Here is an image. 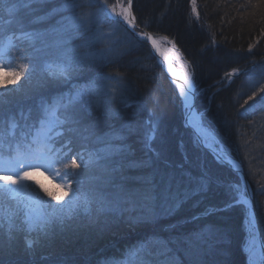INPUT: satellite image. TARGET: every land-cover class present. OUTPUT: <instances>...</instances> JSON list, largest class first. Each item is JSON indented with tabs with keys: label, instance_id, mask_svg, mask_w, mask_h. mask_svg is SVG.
<instances>
[{
	"label": "trees",
	"instance_id": "obj_1",
	"mask_svg": "<svg viewBox=\"0 0 264 264\" xmlns=\"http://www.w3.org/2000/svg\"><path fill=\"white\" fill-rule=\"evenodd\" d=\"M22 3L27 7L20 6L21 0H7L6 5L0 7V41L8 35L13 36V49L10 53L12 67L24 70L31 60L35 73L41 71V60L45 53H37L35 48L40 45L34 47L25 33H51L53 29H62L63 24L69 23V18L89 16L93 11L99 14L102 9L101 0H22ZM70 3L79 7L73 9L65 6ZM13 4L17 8L10 15L6 7ZM133 11L141 28L157 37L172 40L183 59L188 62L196 84V108L202 115L204 125L208 129L215 126L222 144L242 161L252 186L264 238V103H254L262 95L260 89L264 88V58H261L264 56V0H133ZM88 18H92V15ZM102 20L105 21L106 17H102ZM59 21H63V24H58ZM113 25V32H116L114 44L100 39L106 36L95 29L98 42L90 49H81L99 52L110 48L108 59L93 65L92 72L95 77L108 75L117 78L89 85L103 93L106 84L111 95L105 97L97 93L94 96L99 106V126L78 133V137L87 138L75 139L71 147H62L58 140L62 131L60 125L64 120L61 109L66 96L56 97L59 98V104L50 138L58 142L52 146L56 147L57 153L67 155L71 152L78 156L80 168L74 171L81 175L76 179H61L64 168L59 164L55 166L57 173L45 168L41 174L46 178L48 172V177L53 180L50 183L60 187L53 188L59 194L67 192L69 196H72L73 189L77 187L76 180L79 179L81 184L77 195L82 203L88 193L99 189L102 181L111 175L105 159L84 166L83 162L104 156L99 150L106 145L97 143V138L110 139L106 134L126 135V132L116 130L121 129L122 125H130L136 131L127 140L111 141L116 145L131 144L135 150L130 159L125 161L121 174L127 177H147L153 168L158 167L166 173L174 172L180 183L177 185L173 181L172 189L165 198L163 185L149 192L150 185L140 180L122 181L134 201L122 205L124 210L102 212L97 217V224H89L83 207L75 206L76 212L73 213H78L77 220L84 225L78 231L58 234L51 242H46L36 228L32 238L37 240L33 249L27 252L16 243L22 239L18 233L23 234L26 230L16 231L13 234L16 237L13 240L14 250L9 252L5 248L7 250L0 255V260L7 264H99L100 261L104 264H247L244 250L248 236L245 222L247 208L242 203V206L218 210L233 196L239 197L238 193L244 188L240 174L216 160L199 143L194 132L185 127L182 100L149 44L136 38L121 21L114 20ZM102 27L106 30V23ZM79 42L73 40L69 46ZM120 43L123 49L119 51ZM128 55L133 56L136 62L128 61ZM238 55L241 58L236 61L235 56ZM51 68L56 69V66L51 65L48 69ZM0 69L5 71L3 67ZM240 70L243 71L232 80L224 79L220 82L224 74ZM72 83L83 88L88 84V79L73 80ZM36 92L37 89L26 98L13 101L9 107L6 105L0 116L10 111L15 113V118L20 119L23 111L25 120L29 109L34 110ZM253 92L257 96L248 100ZM51 103H46L44 110ZM150 116L160 128V136L154 142L150 139L151 129L147 123ZM94 119L89 116L87 122L91 123ZM105 120L108 127L104 126ZM13 140L17 143L19 137ZM141 140L146 143H141ZM11 141L10 137L3 140L0 138L2 146L4 144L8 147ZM181 141L184 142L183 147L180 146ZM148 143L161 153L160 158H153L151 166L128 167L131 160L146 158L145 148ZM9 149L15 154L20 146H11ZM0 155L7 157L9 154L6 155L0 149ZM164 160L171 167H166ZM182 172H190L192 179L181 175ZM205 172L210 174L209 178L198 182L197 178ZM33 173L32 178L25 181L27 193L20 195L23 198L29 197V194L32 196L37 182L41 183L36 178L38 175ZM158 181V177L153 179L154 184ZM204 183L207 184L206 191L202 187ZM198 184V194L189 195L183 191L186 187L196 188ZM104 190L112 191L110 187ZM34 196L38 197V193ZM69 196L64 198L68 201L65 205H76L77 197L73 196L69 200ZM38 200L24 202L39 204ZM181 200L183 202L176 207ZM49 203L63 205L64 201L55 203V200H50L46 204L49 206ZM23 213L21 210L16 212L18 221H23L21 216L28 219V215ZM91 214L96 216L94 204ZM129 217L137 219L135 226H129ZM193 217L199 219L194 220ZM3 232L0 242L8 240V234L5 237ZM30 235L26 234L24 238Z\"/></svg>",
	"mask_w": 264,
	"mask_h": 264
},
{
	"label": "snow or ice",
	"instance_id": "obj_2",
	"mask_svg": "<svg viewBox=\"0 0 264 264\" xmlns=\"http://www.w3.org/2000/svg\"><path fill=\"white\" fill-rule=\"evenodd\" d=\"M7 0H0V7L6 5ZM23 7H27L26 4L22 3ZM66 7H71L75 9L79 7L74 3L66 4ZM17 5L13 4L11 7H6V11L11 15L16 11ZM131 2L129 0V9L122 11L118 14V17H123L124 20L131 19ZM106 18H111L114 14V7L109 8L105 3L100 10ZM22 23V22H21ZM58 24H63V21H59ZM95 22L89 24V22L76 17L69 18V23L63 24L62 29H53L51 33L49 32H39L32 31L27 32L24 35L29 38L35 47L36 44H39L40 47H36L35 51L37 53L44 52L45 56L41 60V72L42 79L39 88L36 92V103L34 110L29 109L23 127L30 128L34 127L35 123L41 119L42 112L46 103H51L52 99L55 97L66 99L63 101V108L61 109L62 115L64 117L63 122L60 127L62 129L60 137L58 138L61 146L71 147L75 139H86L87 137L79 136L80 132H88L93 128H97L100 122L99 116V106L94 100V96L99 93V89H93L89 85H95L100 81H107L109 79H115L117 77L113 76H103L95 77L92 72L93 65L97 62L104 61L108 59V53L111 52L110 48L101 49L99 52L93 51H81V49H90L97 39L94 33ZM139 38L142 39L145 43L148 41L151 42V45L158 51L157 41L151 36L145 35L143 33L139 34ZM13 39L14 37L8 35L3 41H0V67L5 68V83L0 85V91L7 92V84L12 83L16 84L20 80L22 75L27 79L35 71V67L32 66L31 60L29 66L24 68L23 71H17L12 67L13 60L10 58V53L13 49ZM73 40H80L81 43L75 46H69L72 44ZM163 55V53H161ZM5 57H9L5 60ZM51 65H55L58 69L57 72L48 71V68ZM171 61H169L168 71L171 72ZM175 75V73H173ZM88 79V84L83 88H80L78 85L73 84V80L78 79ZM180 80L183 83L177 85L179 89V94L183 97L185 101V108L188 111L193 110L194 105L187 103L190 100L188 95V89L191 88V80L189 77L184 76L180 77ZM188 85L186 89L185 85ZM19 87V85H17ZM105 91L99 93L107 97L111 95L107 91V85H104ZM262 94L257 101L254 103H264V88L260 89ZM123 94V93H122ZM257 93L253 92L251 96L248 97V100H253V97H256ZM247 104V101H245ZM252 105H249L251 107ZM21 116H25V113L21 111ZM107 115V113H105ZM154 115V114H153ZM89 116L95 117V119L88 123ZM15 118V113L6 112L3 116H0V119L5 121ZM31 121V123H29ZM148 127L152 132V142H154L160 136V128L158 124H155L150 116L148 118ZM104 126L108 127L107 121L105 120ZM51 127V123H50ZM185 127H189L185 123ZM118 132H126V135H113L106 134L110 139H105L98 137L97 143L106 145L99 151L104 153V156H97L96 160H90L83 162L85 167H88L90 163H96L100 159H105L106 167L111 169V175L107 180L102 181V185L99 189H94L85 197L81 203L78 193L80 192L79 185L81 181L76 180L77 187L73 189L72 196H69V193L65 192L62 194L50 192L47 188H43V185H40V188L43 189V192L46 193L48 197H51L55 201H64L68 203L64 198L69 196V200L73 196L77 197L76 208L83 207L84 212L88 216L89 224H97L99 221L97 217L105 211H122V205L133 203L134 201L130 198L131 193L127 192L122 181L128 179L140 180L144 183L150 185L148 189L149 192H154L159 185H163V194L167 198V193L172 189L173 181H176L179 185L180 181L176 177L174 172H164L160 168H153V171L150 176L147 177H127L123 176L122 170L125 167V161H128L130 157L134 154V148L131 144L121 143L119 145L113 144V140H127L129 136L136 131L133 126L122 125L121 129L116 130ZM48 142L55 145L58 141L56 139H51L50 137H45L42 146L33 149L31 145L25 146V151L23 153L17 151L15 156L9 154L7 157L0 155V208L3 209L5 214H7L11 209L12 205L9 201V196L18 197L22 194L27 193V185L25 181L32 178L33 171H38L40 168H46L51 170L54 174L58 172L56 165L59 164L64 168L61 179L64 177H72L76 179L81 175L80 172L74 171L75 169L80 168V164L77 163L78 156L73 155L69 152L67 155L62 153H57L55 147H48ZM141 143H146L144 140L140 141ZM183 141L180 142V146L183 147ZM196 139L193 140V145L195 146ZM146 158L140 160H131L128 163V167H145L151 166L153 163V158L159 159L161 153L155 148L151 147V144L148 143L145 148ZM147 153H151V156H148ZM118 156L119 159H109V157ZM186 159V153H185ZM67 161V164H65ZM163 163L166 167H171L167 160H164ZM177 167H182V165H177ZM121 174V175H117ZM181 175L192 179L190 172H182ZM210 174L207 172L202 173L201 177L197 178L199 181H205L209 178ZM155 177L159 178L157 184L153 183ZM39 183V182H37ZM111 188L112 191H105L106 188ZM199 184L196 188L188 189L187 187L183 190L189 195L198 194ZM203 190H207V184L202 185ZM29 199H32L31 194H29ZM183 200L179 201L176 207L179 206V203H182ZM95 205L96 216H92L91 208L92 205ZM242 206V202L235 196H233L228 203H226L222 209L218 210H227L231 207ZM49 207L53 209V212L46 214L45 217L36 224V228L42 234L43 241L51 242V239L58 234H63L65 232H76L82 225L77 221L78 213H69L63 210L62 204L51 205ZM58 210V211H57ZM171 209H166L170 211ZM207 212V209H206ZM192 219H199V217H193ZM137 219L129 217V226H135ZM14 237L11 233L8 234V240L5 242H0V255L3 254L5 248L11 252L14 250L13 245ZM26 243V252L33 249V241L30 239H25ZM0 264H4L3 260H0ZM34 264V262H32ZM99 264H104L103 261H100Z\"/></svg>",
	"mask_w": 264,
	"mask_h": 264
},
{
	"label": "rangeland",
	"instance_id": "obj_3",
	"mask_svg": "<svg viewBox=\"0 0 264 264\" xmlns=\"http://www.w3.org/2000/svg\"><path fill=\"white\" fill-rule=\"evenodd\" d=\"M101 3H102V7L105 3L108 5L109 8L114 7V14L112 15L110 19L106 18V20L103 21L102 17L105 18V15L101 11L99 14L96 13L97 11H93L89 13V16L92 15V18H88L89 16H85V17H82L81 19L85 21H87L88 19L91 22H95L96 23L95 26L102 32V35L105 34L106 36V37L101 36L100 39L105 40L109 44L110 42L111 44H114L113 41L116 40V32H113V29H114L113 21L114 20L120 21L119 18L121 17H118V14L127 9V1L126 0H104V2H101ZM103 23H106V30L104 29V27H102ZM96 36L97 34H95V37ZM160 39L162 40L163 47L166 49V51L172 54L174 62L178 66L180 65L190 75L192 72L190 71L189 64L186 60L183 59L182 53L176 47L175 43L166 37H163ZM78 44H80V42L75 45H78ZM119 45L120 46L118 47V50L120 51L123 49V44L120 43ZM17 71H23V70H17ZM48 71L57 72L58 69L51 68V69H48ZM41 79H42V72L39 71L35 73L34 71L32 75L28 77L27 79L25 78L24 75H22L20 77V80L17 81L16 84H12V83L7 84L8 91L6 93L3 91H0V112L5 109L4 107H6V105L9 107L13 101H19L23 98L30 96L33 92H35V90L38 89L40 86ZM4 83H5V71L0 69V85H4ZM17 85H19V87H17ZM57 110L58 108H55V107L49 109L47 113L45 114V116L41 119V121L35 124L34 127H30V128L23 127V124L25 122V120L23 119L11 118L7 121H5L4 119H1L0 120V138L13 137L16 135L20 136L22 134H27L30 137V133H32L33 135L30 138L33 142H35L33 146V149L35 150L42 146V142H44L45 137H50L51 132L55 126V121H56L55 115H56ZM182 111H184L183 105H182ZM50 123H51V127H50ZM208 130L213 132V134H210L209 138L212 141L215 140V142L217 141L218 143L222 145V139L220 138L217 128L215 126L214 127L210 126V129ZM151 133L152 132H150V136H151ZM48 143L49 145H52L50 142ZM49 145L47 144L48 147H50ZM24 151H25V147L19 150V152L21 153H23ZM16 153L14 154V156L16 155ZM44 170L45 168H40L38 171H33L34 175H38L36 176V178L38 180H41V183L36 184L34 194L31 197L32 199H36V200H38L39 198L40 199L38 200L39 204L37 203L29 204V203L24 202V200L30 202L31 199H29V197H24V198L21 196L12 197L10 195L9 201L11 202L12 209L7 214H5L3 209L0 208V235L4 233L3 231H5L4 235L6 237L7 234L9 233L13 235L16 231L20 232L21 230L23 231L25 229L26 230L25 233L23 234L18 233V235L22 239L20 240V242H16L17 245L25 249H26V243H25L26 238H24V236L26 234L28 235L31 234L29 237H27V239L32 240L34 244V242H36L37 239L32 238V232H34V230L36 229V223L42 220L46 214H50L53 212V209L50 208L48 204H46L50 200H53V199L51 197H48L46 193L43 192V189L40 188V185H43V188H47L50 192L59 194V191H56V189L53 188L56 185L53 186L50 183L53 180L52 178L48 177V172L46 173V176H47L46 178L44 177L43 174H41V172H43ZM55 188L60 189V187H57V186ZM36 193H38V197L34 196ZM238 195L240 198H242L244 195L248 196L245 184H244L243 190L239 192ZM56 202L57 201H55V203ZM52 205H56V204H52ZM75 206L76 205L73 203H69L67 205L63 203V210L69 213H73V211L76 212ZM244 206L247 208V216H246L245 222H246L248 236H247L246 244L244 247V250L246 251V256H247V264H258L259 263L258 256H259L260 251H259V241H258V236L256 233L257 231H256L255 221H254V218H252L253 216H251V208H249L247 204H245ZM18 210L23 211L25 213V214L23 213L24 215L27 214L28 219L21 216L20 218L23 219V221L22 220L18 221L17 216H16V212H18ZM35 233L37 234V232ZM1 237H3V235ZM13 237L16 238L14 235Z\"/></svg>",
	"mask_w": 264,
	"mask_h": 264
},
{
	"label": "water",
	"instance_id": "obj_4",
	"mask_svg": "<svg viewBox=\"0 0 264 264\" xmlns=\"http://www.w3.org/2000/svg\"><path fill=\"white\" fill-rule=\"evenodd\" d=\"M131 2V19H130V22L133 23V25L136 27V28H139V26L137 25V22H136V18H135V15H134V12H133V7H132V3H133V0H130ZM127 9H129V0H128V4H127ZM126 9V10H127ZM122 22L133 32V34L139 38V34L143 33L145 35H148V36H151L152 38H154L153 34L148 31V30H143L141 32L139 31H135L132 27H130V25L128 24V20H124V18L122 17L121 18ZM148 43L150 44L151 48H152V51L153 53L155 54L156 58L158 59V62L162 65V67L164 68L165 72H166V75L168 77V79L174 84V79L172 78L170 72L167 70L166 68V65L160 60V58L158 57V53L156 52L155 48L151 45V42L148 41ZM191 82L193 83L192 79H191ZM177 87V85H176ZM194 90H195V85L193 83V102H192V105H194V108L196 110V107H195V101H196V98H195V94H194ZM197 111V110H196ZM187 114H188V110L184 116V125L185 123L188 124L187 122ZM198 115H200L198 113ZM190 126V125H188ZM190 128L195 132V134L197 135V138L198 140L200 141V143L205 147L207 148V150L212 153L214 155V157L217 159V160H222V162L227 165L228 167L236 170L239 172V174L241 175L242 177V180L246 186V191H247V195L248 197L250 198V203L252 205V212H253V218H254V221H255V226H256V231H257V234H258V237H259V242H260V245H261V254H262V259L264 257V239H263V235H262V231H261V226H260V223H259V220H258V215H257V211H256V208H255V203H254V195H253V190H252V186H251V183H250V180L248 179V177L246 176L245 174V170H244V166H243V163L241 162V160L237 159L233 154H231L229 152V150L226 148V147H223L225 148L226 152L229 153L230 157L233 158V161L235 160L236 162H238L239 165H236L234 164L233 162H230L227 158H225L221 153L218 154L216 152V147L212 145L211 141H209L208 143L205 142V140H202L201 138V135L199 134V132L193 127V126H190ZM150 138L152 139V133H151V136ZM241 202H244L245 204L248 205V203L246 201H243L241 198L239 199Z\"/></svg>",
	"mask_w": 264,
	"mask_h": 264
},
{
	"label": "bare ground",
	"instance_id": "obj_5",
	"mask_svg": "<svg viewBox=\"0 0 264 264\" xmlns=\"http://www.w3.org/2000/svg\"><path fill=\"white\" fill-rule=\"evenodd\" d=\"M101 2H104V0H101ZM196 6H197V4H196ZM198 7V6H197ZM205 20V19H204ZM206 21V20H205ZM128 22V24L130 25V27H133V23H131L129 20L127 21ZM95 29H98V28H94V30ZM153 39H155L156 41H157V45H158V48H159V50L157 51L156 49V52L158 53V57L161 59V61L166 65V68H167V70H168V68H169V61H171V69H172V71L170 72V74H171V76H172V78L174 79V83L176 84V85H178V84H180V83H183V81L182 80H180L179 78L180 77H184V76H187V77H189L190 78V75L179 65H177L175 62H174V60H173V56H172V54L170 53V52H168V51H166V49L163 47V43H162V40L160 39V38H157V37H155V38H153ZM219 46V48H221L222 47V45L221 44H219L218 45ZM161 53H163V55H161ZM235 58H237L236 59V61L238 60V59H240L241 57L238 55V56H235ZM261 58H264V56L263 57H261ZM135 61L136 62V59L133 57V56H130V55H128V61H130L131 63H132V61ZM173 73H175V75H173ZM226 75V79L225 80H227L228 79V77L231 75V73H226L225 74ZM191 80V79H190ZM222 81V79L220 80V82ZM186 86V89H188V85L186 84L185 85ZM193 84H192V82H191V88L190 89H188V95H189V97H190V100L187 102V103H189V104H192V102H193ZM178 93H179V89H178ZM180 95V94H179ZM180 98H181V100L183 101V105H184V107H185V101H184V99H183V97H181L180 96ZM172 99H174V96H173V98ZM177 104H178V106H179V103H178V101L176 100L175 101ZM177 106V107H178ZM187 122H188V125H190V126H193L198 132H199V134L201 135V137L206 141L207 139H209V136H210V133L206 130V129H204L203 128V125H202V120H201V116L200 115H198V113L196 112V110H191V111H188V114H187ZM216 152L218 153V154H222L225 158H227L230 162H233L234 164H236V165H239L238 164V162H236L235 160L233 161V158L232 157H230V155H229V153H227L226 152V150H224L223 148H218V147H216ZM245 170V169H244ZM245 174H246V176H247V173H246V171H245ZM241 176V175H240ZM248 177V176H247ZM243 201H246V202H248V207L249 208H251V216L253 215V212H252V205H251V203H250V198L248 197V196H243L242 198H241ZM253 218V217H252ZM260 251V250H259ZM258 260H259V263L258 264H264V257H263V259H262V257H261V254H260V252H259V256H258Z\"/></svg>",
	"mask_w": 264,
	"mask_h": 264
}]
</instances>
